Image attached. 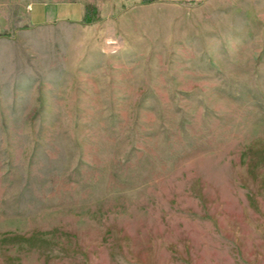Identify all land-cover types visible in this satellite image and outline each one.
<instances>
[{"label": "rangeland", "instance_id": "374dc122", "mask_svg": "<svg viewBox=\"0 0 264 264\" xmlns=\"http://www.w3.org/2000/svg\"><path fill=\"white\" fill-rule=\"evenodd\" d=\"M0 264H264V0L0 34Z\"/></svg>", "mask_w": 264, "mask_h": 264}, {"label": "crops", "instance_id": "0c3cea01", "mask_svg": "<svg viewBox=\"0 0 264 264\" xmlns=\"http://www.w3.org/2000/svg\"><path fill=\"white\" fill-rule=\"evenodd\" d=\"M98 0H0V34L14 37L30 26L68 18H82L87 5ZM139 1V0H130ZM159 1V0H154ZM203 2L205 0H172ZM112 7L105 6V10Z\"/></svg>", "mask_w": 264, "mask_h": 264}]
</instances>
